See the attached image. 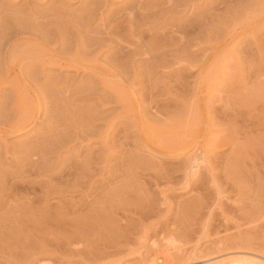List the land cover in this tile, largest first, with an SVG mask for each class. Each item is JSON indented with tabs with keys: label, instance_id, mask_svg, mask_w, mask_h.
I'll use <instances>...</instances> for the list:
<instances>
[{
	"label": "rangeland",
	"instance_id": "374dc122",
	"mask_svg": "<svg viewBox=\"0 0 264 264\" xmlns=\"http://www.w3.org/2000/svg\"><path fill=\"white\" fill-rule=\"evenodd\" d=\"M134 1L0 0V117L3 116L4 112L6 115H4L6 117V120H4L12 122L15 120L14 117L16 115L14 116V114H16L17 110L14 104L18 99L14 96L15 94L13 91L11 92V87L5 83L11 79V76L10 78L8 75L4 76L6 74V67L12 69V72H20L27 89L33 93L32 95H34V99L37 101L36 104H39L37 105L40 109L37 123L29 131L22 135L13 134L6 138L4 144L0 143V157L2 158V160L0 158V173L12 175L15 181H24L25 178H37V180L42 181L58 173L60 170L59 168L62 166L64 168L65 165L76 164L75 166L79 165L80 167L88 161V163H86L88 167L83 170L78 169V173L74 172L72 169V171H65L63 174V183H72V181H76L75 178L77 180L85 178L83 181L87 184L92 178L94 179L93 182H97V184L94 183V187L97 188L99 186L98 189L94 188V190L89 193L86 191L87 194L84 196L80 194H64L63 192L57 195L59 191L51 192L48 203L50 205L52 204V208L49 209V211L47 210V214L46 212L41 213L44 217H39L41 216H38V214H40L39 212L37 215L34 214L35 216L32 215L33 213L27 214L28 211L25 210H28L26 204L29 201L31 207L33 206L36 207L34 209H37L38 206L34 205H46V203H44L45 198L41 195H39V198L36 196L39 193L38 189H30V187L27 185L25 186V184H19L17 186V192L20 195L24 194L23 203L24 201L27 203L20 207L22 209H19V213H16L18 212L16 209L8 211L11 213L0 211V214H3L2 216L0 215V217H3L0 218V264H80L81 262H87V260L89 263L92 260V262H94L96 258L97 260L103 259L104 263L114 258H125L137 250H140L142 255L146 254L145 256L148 257L149 255L147 254L151 252L150 255H152L154 250L156 251L157 248L162 249L161 247L163 246L178 247L181 250L189 252L194 248H192L194 245L199 250L209 247L215 248V245L221 241L224 243L222 248H231L232 250L230 251L232 252L241 253L243 251L245 253V250H248L246 245L244 246V244H240L241 242H236L239 240L235 239H239L240 237H236L237 229L235 225L232 223L231 225L229 224V231H224L223 221L217 211L215 212L216 215H214L213 223L209 229L208 236L210 235V237L204 239L201 237V230L197 228L199 227V222L203 220L202 218L207 216L208 209H203L205 210L201 211V216L204 214L203 217L199 219L200 221H195L197 225H194V221H191L193 223L192 225V223L188 221V218L191 215L189 213L193 211L195 208L193 206L195 205L191 202L197 199L198 194L191 195V191L184 192L180 190V183H182L181 181L184 178V164L189 160L191 152L179 157H163L148 149V147L145 146L146 144L141 140V135H150L151 126L155 125L154 123L160 124L169 118L167 112L170 114L169 111H172L171 113L174 114L184 109L182 104L177 106L174 105L176 104L175 98L172 100L169 98L168 100L166 99L167 96H162L161 91H164L165 84L171 86V88H173L172 85L174 84V88L177 89L176 87L178 86L175 85L177 84V80L181 79L182 81L180 80L181 83L178 82V85L180 86V84H183L181 85L183 89H181V86L180 90L178 88L176 94L180 95L177 98L183 99L188 97L190 93H192L191 90L195 86V81H197L195 79L199 72L198 69L189 72L188 67L194 64L198 65L199 62H210L214 60L216 56L212 54V47L220 46L217 48L219 50L223 48L222 50L224 52L222 51L219 54L218 59L219 62L227 63L229 67H231L230 65L233 63L234 66L230 69L235 68V65L240 63V65L242 64L241 67L244 66L241 68L244 70H242L243 74L248 72L249 69L246 68L248 66L260 68L262 74L264 73V29L262 28L261 30L259 26L261 20L264 25V20L263 18L260 19L261 17L259 14L260 9H264V0H162V3L161 0H159L161 5L158 4V0H149L150 2L146 0L145 4L153 1L152 3H155L158 7L156 6L155 9V4L147 5L150 6V8L148 7L149 9H154L152 11L149 10V13L146 10H136V20H134V23H136V21L138 22L136 25L132 22L131 25L127 23L124 26L122 25L123 27L120 26L121 32L124 33H121L120 30L119 32L118 30L110 31L114 22L116 24L119 20L129 17L128 13L137 7V5H135L137 1H135L136 3ZM87 2L88 4H86ZM92 2L93 4H91V7L93 6L92 8H94V11L91 7H88ZM151 5L153 6L152 8ZM92 12L94 13V16L92 14L93 18L91 16ZM84 13L87 14V17ZM140 14L142 16H140ZM85 18L88 22H86ZM88 18H90V21ZM115 19L119 20L115 21ZM195 20H200L198 25H195ZM80 22L82 24H80ZM122 28H125L127 32L122 30ZM104 30L105 33H103ZM128 30L132 32H128ZM171 31H175V34ZM106 32H110L109 34L117 32L118 34H116L118 36L125 37V41L128 39L127 41L129 44L125 43L122 45L123 47L117 45V41L115 42L114 38H112L114 40L110 38L113 35L108 34L107 36ZM161 32L162 34H167L166 36L168 37L173 36L174 40L175 38L179 39V42L180 39L183 38V41H181L184 45L181 44V51L179 50L180 53L178 52V55L175 57L172 56L177 53H172L173 55H171L169 54L170 52L168 53L166 51L168 55L163 51V53L160 54L161 56H159L161 58L157 56L156 59L159 58L158 61L161 59V62L164 64L159 61V64L156 63L153 66H157L150 70L149 67L147 69V67L142 64L141 60L143 56L141 53H139L140 55H136L132 49L136 44L141 43L143 46V44H145L144 41L148 40V38L150 39L153 35L158 37ZM1 33L4 34L2 35ZM129 33L133 35H131L132 39L131 37L126 39V37L130 35ZM93 39L95 42H93ZM81 45L84 50H86L85 48H87V50L82 51L83 48H81ZM118 48H121V50ZM42 50L46 52L44 51V53ZM75 50L79 53L80 57L90 58L97 54V60L99 59L98 63H101L100 65L104 66L105 71L112 76V78H109L113 79L114 77L116 81H113L116 82V85L120 84V89L124 90L125 88L126 90L124 91H127L128 94L129 92L132 93L128 95L131 96L129 97V105L134 108L138 107L141 111L144 123L140 130L143 133L137 132V130L133 128V124L130 123L132 120V118L131 120L129 119L131 117V110L122 109L123 105L120 102L118 103L116 95L112 93V91H107L108 88L103 87L100 83L101 86L98 80H96V76L93 78L90 73L66 71L47 64H42L48 58L50 51L57 56L58 54L59 56H64ZM64 51L68 53H64ZM94 51L96 53H94ZM157 51L155 52L158 53L159 51ZM84 52L89 53L86 55ZM176 57L177 59H175ZM177 60H181V62L184 63L182 64ZM235 61L237 62L235 63ZM3 62L4 64L2 65ZM250 63L252 65H249ZM183 65H186L185 67L187 69H185ZM142 68H146L147 70H143ZM148 70L152 73L146 72ZM233 70L230 72L235 74V70ZM142 73H145L146 76ZM148 73L149 75L152 74V77H148ZM148 78L151 79L148 80ZM149 82L152 83V85ZM4 83L7 85L6 87H3ZM154 84L156 85L154 87H156L158 91L161 90L159 92L160 94H152L153 91L151 92V88H154L152 87ZM249 85L248 83L247 87ZM168 86L166 88H168ZM128 89L132 91H128ZM148 89L151 90L148 91ZM173 89L171 94L175 96L176 94H174V91L176 90ZM9 92L13 94L11 95ZM6 101L9 105L6 104ZM11 101L13 102L10 103ZM215 102V100L212 101L213 104ZM32 105L33 104H31V108H34ZM13 108L16 109L14 110ZM152 113L157 117L155 118ZM177 113L179 114L180 112ZM2 118H0L1 124L4 122ZM252 122L254 123V121ZM38 136L40 137L39 139ZM262 138L264 140V135ZM58 140L60 141L57 142ZM101 140H103V146H101ZM55 142H57L59 146H57L58 144L56 145ZM31 145L33 150L35 148V152L37 150V152L41 153V157L36 156L34 158L28 155L29 151L26 149ZM49 147H52V149H48ZM226 154L227 151H224L217 154V156L218 158H223ZM101 158L103 159V165L101 164L102 162H100V160L102 161ZM28 161L35 162L36 166L32 169L29 168ZM210 161H212V163L215 162L213 159ZM67 162H69V164ZM245 164V170L249 171L251 164L248 161H245ZM102 167L103 171L101 169ZM162 169L167 170L169 174H171V179L168 184L175 190V192L169 196L173 205V211L170 217L168 215V220L170 219L171 222L172 220L173 222L176 220V222H174V224L170 221L169 223L167 222V227L163 225L158 226L156 224L158 217L161 216L162 208L160 207V195L158 188L155 187L154 177L155 174ZM245 170H243V173H245ZM89 171H91V174H88ZM203 172L204 171L201 169L200 177L202 178L205 177V172ZM249 173L252 174L253 172L250 171ZM63 175L61 178H63ZM100 175H103V178H99ZM218 175L220 176L219 182L222 188L229 196V201L225 200V198L221 199L227 213L230 215L233 212V215L231 214L230 216H233V221L241 224V233L248 229L252 232L257 231L260 233L261 236L253 241V244L255 246H258V244L264 246L262 242L264 241V217L260 220L261 222H254L255 224H248V222L244 220V216L252 212V208L255 205L254 200L256 199L255 195H257L255 185L250 183V185H245V188L240 189L243 193L240 200L244 208L242 209L243 211H239L235 209V207L233 208V206H230L233 205L232 202L238 197L236 189L232 187L230 182H225L223 180V175L220 171H218ZM60 181L62 182V179L58 182ZM61 182V186H64ZM86 184H83L84 186L82 185L83 191L88 189V185ZM100 185H102V187H100ZM162 186V184H159L158 187L161 188ZM1 191L2 188L0 189V194ZM99 192H101V195ZM209 192L211 198H208L209 201L207 200V202L210 206V204L213 203L211 199H214V195L212 191ZM52 193H54V196ZM26 197L30 199L27 200L28 198ZM31 197H33V199ZM92 197L93 199H91ZM64 200L66 202H64ZM85 201L88 202V204ZM58 202H60V205H64L68 208L67 211L69 212H67V215H64L65 217L63 216L65 220L60 213L58 215L59 209L57 210L58 207L56 204ZM89 205L91 208H89ZM178 207H180V209ZM177 208L184 212L183 215L181 211L177 214ZM29 212L31 211L29 210ZM158 212H160V214ZM55 213H57L56 217H54ZM68 213L70 215H68ZM45 214L47 216H45ZM49 214L50 217L48 216ZM180 216H182V218ZM184 216L187 217L188 220H186ZM33 217H35V219ZM57 218H59L60 222ZM159 220L163 221L162 219ZM191 220H193V218ZM139 222L141 223L139 224ZM181 222L184 223L182 224ZM154 224L155 226L157 225L156 228ZM164 227L168 230L164 229ZM187 227H189V229ZM162 228L166 232L163 231V233L161 231L163 230ZM254 228L259 229L255 230ZM165 233L167 235H164ZM48 234L51 235L48 236ZM241 235L243 236L242 238L247 237L244 233ZM162 236L164 237L162 238ZM219 239L221 241H219ZM119 246L122 249H120ZM98 251H100V254L102 253L101 256L103 257L99 256L100 254L97 253ZM76 252L79 254H76ZM225 252H228V250ZM83 259L84 261H81ZM213 262L214 261L207 264ZM191 263L206 264L198 263V261L188 263L180 262L178 264Z\"/></svg>",
	"mask_w": 264,
	"mask_h": 264
},
{
	"label": "bare ground",
	"instance_id": "6f19581e",
	"mask_svg": "<svg viewBox=\"0 0 264 264\" xmlns=\"http://www.w3.org/2000/svg\"><path fill=\"white\" fill-rule=\"evenodd\" d=\"M104 1H106V0H104ZM135 1H137V4H135V5H137V7L134 8L132 11L129 10V11H131V12L128 13L129 17L127 15L128 18L127 19H121L122 21L119 20L120 18L119 19H115V21L119 20V22H116V24H115V22L114 23L112 22L113 26L111 24L112 28L110 27L111 28L110 31L118 30V32H119L120 28L123 27L125 24L129 23L131 25L132 22L134 23L135 22L134 20H136V17H135L136 16V13H135L136 10H138V11L139 10H146L148 13H149V10L150 11L154 10V9H152V10L149 9L150 6H147V5H150V4H155V3H152L153 1L151 3H148V2H150L148 0V2H147L148 4H145L146 0H135ZM161 3H162V0H161ZM86 4H88V2ZM91 4H93V2L90 3V6H88V5H86V6H88L90 8ZM158 4H160L159 0H158ZM156 6L157 5L155 4V9H156ZM152 7L153 6L151 5V8ZM224 8H225V6H224ZM92 9L94 11V8H92ZM261 9H260L261 13L259 12L260 17H261L260 19L263 18V20H264V9L263 10H261ZM87 11H88V8H87ZM91 11H89V12H91ZM146 11H145V13H146ZM225 12H224V14H225ZM169 13H170V11H169ZM84 14L87 17V14L86 13H84ZM92 14L94 16L93 12L91 13V16H92ZM93 16H92V18H93ZM140 16H142V15L140 14ZM122 18H124V17H122ZM88 19L90 21V18H88ZM85 20H86V18H85ZM199 21L195 20V25H198ZM86 22H88V21L86 20ZM137 22L138 21H136V23ZM262 22H263L262 20H261V23L259 22V26H260L261 30H262V28L264 29V25L262 24ZM136 23H134V24L136 25ZM80 24H82V23L80 22ZM188 25H190V24H188ZM80 26H82V25H80ZM186 26H187V24H186ZM129 28H130V26H129ZM200 28H201V26H200ZM195 29H196V27H195ZM105 30H104L103 33H105ZM122 30L127 32V30L125 28H122ZM106 31H108V30H106ZM120 32H121V30H120ZM128 32H132V31L128 30ZM171 32H173V31H171ZM109 33L110 32H108L106 35L108 36ZM116 33L112 32V34H109V35H113L110 38L111 39L114 38L115 40L114 39H112V40H114L115 42L117 41L116 42L117 45H121L122 46L125 43L129 44L128 41H127L128 40L127 38L128 37L130 38L132 34H130V33H129L130 35L127 34L129 36L126 35L127 36L126 37L127 40L125 41L124 40L125 37L123 38L121 36H118L117 35L118 33L117 34ZM121 33H124V32H121ZM164 33H165V31H164ZM133 34H134V32H133ZM173 34H175V31L173 32ZM195 34H197V33H195ZM166 35L162 34V32H161V34L158 35V37H155V35H153L154 37L150 36L151 38L150 39L148 38V40H146L147 42L144 41L145 44H143V46L140 43V44L134 45L133 49L131 48L132 51L134 52V54L137 55V54L141 53V55L143 56V59L141 60L142 64L145 65L147 67V69H148V67L150 68V70H151V68L153 69V67L157 66V65L156 66H153V65H155L159 61H160V63H163V62H161V59L158 61V59L161 58L159 56H161L160 54L163 53V51L164 52L167 51L168 53L170 52L169 54H171V55H173L174 53H177L176 55H173L172 57H175V56L178 55V52L180 50L183 38L180 39V42H179V39L175 38V40H174L173 36L172 37H170V36L168 37ZM25 36H27V35H25ZM131 39H132V37H131ZM101 40H102V38H101ZM176 40H178V41H176ZM105 41H106V39H105ZM136 41H134V42H136ZM93 42H95L94 39H93ZM97 42H99V41H97ZM137 42H139V41H137ZM82 45H81V48H83ZM182 45H184V44H182ZM94 46H95V44H94ZM121 46H118V47H121ZM129 46H128V48H129ZM219 47L218 46L212 47V54H215V56H216L214 60H211L210 62L209 61H203V62H199L198 65L194 64V65H191L189 67L187 66L189 72H192V70H194V69H198L199 70L198 75H197V77L195 79V80H197V81H195V86L191 90L192 93H190V95L188 97L183 98V99H181V98L178 99L177 98L180 95V94H178V95L176 94L177 91H178V88L180 90V86L183 85V84H180V86L178 85V82H180L181 79L177 80V84L175 83L176 84L175 86H178V87H176L177 89L174 88V84L172 85V87L176 90V91H174L175 92L174 94H176L177 96L176 95L172 96L173 94H171V92H173L172 91L173 88H171V86H168L167 84L164 85L165 88L167 86H168V88H166V89L164 88V91L160 90L162 96H164V97L167 96L166 99H168V100H169V98L171 100L175 98L176 104H174V105L177 106V105L182 104L184 109H182L183 111L182 110L181 111H177V112H180L179 114L177 112L172 114L171 113L172 111H169L170 114H168V112H167V116L169 118L164 120L163 123H160V124L154 123L155 125L151 126V134L150 135L143 134L144 136L141 135L142 136L141 140L143 141V143L146 144L145 146H147L148 149H150L151 151L157 153L158 155H161V156L167 157V158L179 157L181 155H184L186 153L191 152V155L189 156L190 157L189 160L187 158L188 161L186 160L187 162L186 161H185L186 163L184 162L185 163L184 164V169H183L184 170V178L181 181L182 183H180L181 184L180 185V190H182L184 192L191 191L190 192L191 195L192 194H195V195L198 194V197H197L196 200H192V202H191V203H193V205H195V206H193V205H191V206H193L195 208L194 209L192 208L193 211L191 213H189V214H191L190 217H189V214L187 213L188 217H189L188 218L189 220L187 219V217H185V216L184 217L186 218V220H188L190 222L194 221L193 222L194 225H197L196 222L199 219H201L203 217V215H204L203 214L201 216V211L203 209H205V208L208 209L207 216L206 217L204 216L205 218H202L203 220H201V222H199V224H198L199 227L195 226V227H198L197 229L201 230L200 231V235L202 234L201 237H203V239H204V238L210 237V235L208 236L209 229L211 228V225L213 223L212 221L214 219V215H216L215 212L217 211L219 216H220V218L223 221V229H224V231L225 232L229 231L228 230L229 229L228 228L229 224L231 225V223H232L233 225H235V228L237 229V233H236L237 236L236 235L235 236L236 237H238V236L240 237V238L238 237L239 239H235V240H239V241H236V242H238V243L241 242L240 244H244V246L246 245L248 247V250H245L246 251L245 253L243 251H242L243 253L242 252L241 253H237V252H234V251H233L234 252L233 253L232 251H230V250H232L231 248L230 249L222 248L224 243H222V241L219 239V241H221V242H218L217 245H215V248L213 246H211L213 248H210L208 246L209 248H205V249L199 250L194 245V246H192V248L193 247L194 248L191 249L189 252H187V251L179 249L178 247H173V246L172 247L171 246L164 247L163 246V247H161L162 249H160V248L158 249L157 248L156 251L154 250L155 252L153 251L152 255H150L151 252L149 254H147V255H149L148 257L145 256L146 254L142 255V252L140 250H137V251L131 253V255L129 254L125 258H120V257H119L120 259L114 258V259H112V260H110L108 262H104V263H103V259H100V260H102V261H100V260H97V258H96V260L94 259L95 260L94 262H92L93 260L91 261L92 263L91 262L89 263L88 260H87V262H81L80 264H178L180 262L188 263V262H192V261H195V262L198 261V263H206V264L209 263V262H212V261H214V262L210 263V264H264V246L262 244H258V246L256 245L257 246L256 247L253 244L254 243L253 241L257 240V238L259 236H261V234L258 233L257 231H253L252 232L249 229L248 230L250 232L248 230H246L245 232L241 233V230H240L241 224L236 222V221H233V218H232L233 216H230L233 212L229 215V213H227V211H226L225 206L223 205L224 204L223 201L221 202L222 198H225V200L229 201V196H228V194L225 193V190L222 188L221 183L219 182V177L220 176L218 175V171H220L222 173V175H223L222 176L223 180L225 182H230L232 187H234L236 189V191H237L236 193H238L237 194L238 197L232 202L233 205H230V206H233V208L235 207V209H238L239 211H243L242 209L244 208L242 206L243 204H241V200H240V198H241V196L243 194L240 189L245 188V185H250V183H253L255 185L256 188L255 187L254 188H255V191L257 192V195H255L256 199L254 200L255 201V203H254L255 205L252 208V212H250L249 214L244 216V220L246 222H248V224L249 223L255 224L256 222L258 223V221L261 222L260 220H262L263 217H264V204H263V202H264V162H263V160H264V149H263L264 140L262 138L263 135H264V73L262 74V71H261L260 68H259L260 69L259 70L257 67L254 68L252 66H248V67H246V68L249 69V70L247 69L248 72L246 74H243V72H242L243 69H241V68L244 67V66L241 67L242 64L240 65V63H237L235 65V68H233L235 71L233 69H230V68H232L234 66L233 63L230 65L231 67H229L227 63L219 62L218 56L223 51L222 50L223 48L221 50L217 49ZM85 49L87 50V48H85ZM118 49L121 50V48H118ZM79 50H81V49H79ZM83 50H84V48L82 49V51ZM86 50H84V51H86ZM42 51L44 52L45 50H42ZM155 51H157L158 53H156ZM65 52L66 51H64V53ZM167 52H166V54H168ZM66 53H68V52H66ZM85 53L86 52H84V54ZM87 53H89V52H87ZM87 53H86V55H87ZM90 53H93V52H90ZM94 53H96V52L94 51ZM126 54H128V53H126ZM96 55H94L95 57L93 56V57H90V58H88V57H80L79 53L75 50L74 52L68 53L67 55L59 56V54H58V56H57V55L53 54L50 51V53L48 55V58L42 64L43 65L47 64L49 66L57 67L59 69H63V70H66V71L90 73V74H92L93 78H94V76H96V78H97L96 80H98L99 84L101 83L103 85V87H106V88L110 89V90L107 89V91H110V92L112 91V93H114L116 95V99H117L118 103L120 102L123 105L122 109L131 110L130 111L131 117L129 119L131 120V118H132V120L130 121V123L133 124V128H135V130H137V132L143 133L140 130L141 126H143V123H144V118L142 116V113L138 109V107L134 108L133 106L129 105V102H130L129 97H131V96H128V95L132 94V93L129 92V94H128L127 91H124V90H126L125 88H124V90L120 89V84H117V85L115 84L116 82H114V81H116V80L114 79V77H113V79H110V78H112V76L105 71L104 66L100 65L101 63L100 64L98 63L99 59L97 60ZM90 56H92V55H90ZM157 56L159 57L158 59H156ZM175 59H177V57ZM177 61L181 62V60L180 61L177 60ZM5 62H6V60H5ZM236 62L237 61H235V63ZM181 63L183 64L184 62H181ZM3 64H4V62L2 63V65ZM37 65H38V63H37ZM188 65H190V64H188ZM249 65H252V64L250 63ZM33 66H35V65H33ZM145 66H142V67H145ZM185 66H184V68L187 69ZM39 67H42V66H39ZM139 67H141V66H139ZM258 67H260V66H258ZM2 68H3V66H2ZM147 69L145 68L143 70H147ZM5 70H6L5 71L6 74L4 76L8 75L9 78L11 76V79L9 81L5 82V83L8 86L11 87V92L13 91V93L15 94L14 96L18 100H17V102L15 104L13 103L15 105V107L17 108L16 114H14V116L16 115L15 116L16 118L14 117V119H15L14 121H12V122L11 121L8 122V120L5 121L6 120V117H5L6 115L4 114V112H3V116H2L3 118L0 117L3 120L5 119L4 122H2V124L0 123L1 124V126H0V143H3V144L6 141L7 137H9V136H11L13 134L22 135V134L26 133L27 131H29L37 123V120L39 118V110H40L39 106H38L39 104L38 103H37L38 105L36 104L37 101L34 99V95H32L33 93L27 89V87H26V85H25V83H24V81L22 79L23 76L21 77L20 72L19 71L18 72H12V69H10L9 67H6ZM150 70H148L146 72H150ZM188 70H187V72H188ZM231 70H233L235 74L231 73L230 72ZM150 73H152V72H150ZM142 74H144L146 76L145 73H142ZM148 75H149V73L147 74V76ZM151 75L152 74H150L148 77H152ZM185 75H186V73H185ZM150 79L148 78V80H150ZM5 83H4L3 87L7 86V85H5ZM248 83L250 85L247 87ZM150 84L152 85V83H150ZM118 85H119V87H118ZM154 86H156V85L154 84L152 87H154ZM150 88H151V86H150ZM131 89H132V87H131ZM131 89H128V91L131 90ZM151 89H148V91L151 90V92L152 91L155 92V93L152 92V94H160L159 93L160 91H158L156 87L151 88ZM181 89H183L182 86H181ZM157 91H158V93H157ZM13 98H11V99H13ZM213 100L216 101L214 104L212 103ZM12 102L13 101H11L10 103H12ZM6 104H8V102ZM6 104H5V106H6ZM31 104H33L32 106H34V108H31ZM126 110H125V112H126ZM49 111H50V109H49ZM123 113H124V110H123ZM156 113H157V111H156ZM152 115H153V113H152ZM153 116H155V115H153ZM156 117L157 116H155V118ZM127 121H128V118H127ZM158 121H160V120H158ZM252 121H254V123ZM132 124H130V125H132ZM38 135H39V133H38ZM39 138L40 137L38 136V139ZM54 139H56V138H54ZM59 141L60 140H58L57 142H59ZM63 141H64V139H63ZM57 142H55L56 145L58 144ZM101 143H102L101 146H103V140H101ZM57 146H59V144ZM27 148L28 149H26V150L29 151L28 155L30 157L31 156H33L34 158L36 156L37 157L38 156L41 157V153L37 152V150L35 152V148L33 150L32 145L28 146ZM48 149H52V147L51 148L49 147ZM224 151H227V154L223 158H218L217 154H219L221 152H224ZM42 156H43V154H42ZM85 159H86V157H85ZM211 159L215 160V162L212 163V161H210ZM1 160H2V158H1ZM75 161H77V160H75ZM245 161H248L251 164V168H250L249 171L245 170L246 169ZM28 162H29L28 166L31 169L34 166H36L35 162H32V161H28ZM100 162H102L101 164L103 165V159H102V161L100 160ZM67 163L69 164V162H67ZM86 163H88V161H86ZM86 163L85 164L83 163L84 165H82L80 167H79V165H77L78 167L75 166L76 164L75 165L74 164L73 165L69 164L67 166L65 165L64 168L62 166L61 168H59L60 170H59L58 173H55V175L51 176L50 178L48 177L47 180H42V181L41 180H37V178L36 179H31V178L30 179H26L25 177H24L25 178L24 181L23 180H16L15 181L12 175H9V174L6 175V173H4V174L0 173L1 174L0 175V187L2 188V191H1V194H0V211L6 213V212L10 211L11 209L12 210L16 209V211H18L16 213H19V209H22L20 207L23 204L27 203L26 201H24V203H23V199L25 197L24 194L20 195L17 192V186L19 184H25V186L27 185L28 187H30V189H34V188L38 189L39 193L36 196H38V198H39L40 197L39 195H41L42 197L45 198L44 199L45 200L44 203H46V205H42V206L34 205V206H38L37 209H34L36 207H33V206L31 207V203L29 204V201H28V203L26 204L28 210L23 208L26 211H28L27 214L28 213H33L32 215H34V214L37 215L38 212H39L40 214H38V216L41 215L39 217H44V216H42L43 214H41V213L42 212H44V213L46 212V214H47L49 209L52 208V206H51L52 204L50 205L48 203L49 202L48 198H49V195H51L50 193L53 192V191H55V192L59 191V193L57 195H60V192H63L64 194L68 193V194H71V195L72 194H80L82 196L86 195L87 192L89 193V192L94 190V188H95L94 187V183L97 184V182H95V181L93 182L94 179L91 178V181H89L87 184L84 183L85 181H83L85 178H80L78 180L75 178L76 181H74V182L72 181V183H68V184H66L67 183L66 182L65 183L66 185L63 183V179H64V175L63 174H64L65 171H69V170L72 169L74 172L78 173V169L83 170L84 168L88 167V164H86ZM101 169L103 171V167ZM201 169L205 172V177L204 178L200 177V170ZM86 170H88V169H86ZM243 170H245V173H243ZM22 171H24V170H22ZM250 171H252L253 173L250 174L249 173ZM90 172L91 171H89L88 174H91ZM154 172H153V174H154ZM235 172H237V173H235ZM62 175H63V178H61ZM81 177H83V176H81ZM99 178H103V175H100ZM154 178H155V180L154 179L153 180H154V183H155V187L158 188V190H159V195H160V200L159 201H160V207L162 208L161 214H160V212H158L161 216H159L160 218L158 217V220H157L156 224L158 226L159 225L160 226L163 225V226L167 227L168 226L167 224L170 221V219L168 220V215L170 217L171 212L173 211L172 210L173 205H172V202L169 199V196L173 192H175V190L168 184L170 179H171V174H169V172L167 170L162 169V170H159L155 174ZM60 179H62V182L61 181L60 182L62 184H64V186H61L60 182H58ZM83 184L88 185V189H86L85 191L82 190V187L84 186ZM159 184H162L163 186L161 188H159L158 187ZM98 187L95 188V189H98ZM100 187H102V185H100ZM207 190L212 191L213 195H214V199H211V200H213L212 201L213 203H211L210 206L208 205L207 200H208V198L210 199L211 197L209 195L210 192L207 191ZM20 191H22V190H20ZM36 192H38V191H36ZM100 193L101 192H99V194ZM52 194L54 196V193H52ZM96 194H97V191H96ZM114 194H116V193H114ZM117 195H118V193H117ZM96 196H94V197H96ZM111 196H112V194H111ZM113 196H115V195H113ZM42 197H41V199H42ZM26 198H28L27 200L30 199L29 197H26ZM31 198L33 199V197H31ZM41 199H40V201H41ZM91 199H93V197ZM97 200H99V199H97ZM64 202H66V201L64 200ZM59 203L60 202L56 203L57 207H58L57 210L59 209L58 210V215L60 213V215H62V217H63L64 215H67V212H69V211H67L68 210L67 207H65L64 205H60ZM86 203L88 204V202H86ZM95 204H96V202H95ZM89 208H91L90 205H89ZM178 208L180 209V207H178ZM178 208H177V214H178L179 211H181V210H178ZM53 209H54V207H53ZM143 209H145V208H143ZM29 210L31 212H29ZM203 211H205V210H203ZM228 212H230V211H228ZM8 213H11V212H8ZM49 213H51V212H49ZM183 213L184 212H182V215H183ZM46 214H45V216H47ZM56 214L57 213L54 214L55 215L54 217H56ZM155 214H156V212H155ZM0 215L2 216L3 214H0ZM68 215H70V214L68 213ZM179 215H180V213H179ZM48 216L50 217V214ZM191 216H192L193 220H191L192 219ZM30 217H31V215H30ZM180 217L182 218V216H180ZM0 218H3V217H0ZM33 218L35 219V217H33ZM176 218H173V219H176ZM37 219H39V218H37ZM159 219H162L163 221H160ZM57 220L59 221V218H57ZM64 220H65V218H64ZM244 220H242V221H244ZM180 221H181V219H180ZM182 221H185V220H182ZM174 222H176V220ZM174 222L172 220L171 223L174 224ZM40 223H42V222H40ZM140 223L141 222H139V224ZM193 223H192V225H193ZM154 226H155V224H154ZM156 226H155V228H156ZM171 226H173V225H171ZM165 227H164V229H167ZM125 228H126V226H125ZM187 228L189 229V227H187ZM259 228H257V229L254 228V229L258 230ZM164 229L161 230V231L162 232L163 231L166 232ZM191 229H190V231H191ZM245 229H247V228H245ZM250 229H251V227H250ZM262 231H263V229H262ZM243 233L246 234L245 235V236H247L246 238H242L243 236L241 234H243ZM49 235H51V234H48V236ZM164 235H167V234L165 233ZM163 237L164 236H162V238ZM228 237H230V236H228ZM198 239H200V238H198ZM230 240H232V239H230ZM199 241H198V243H199ZM262 242L264 244V241H262ZM121 243H122V241H121ZM142 243H143V241H142ZM200 244H198V245H200ZM157 245H159V244H157ZM145 246H146V244H145ZM152 246H153V244H152ZM184 246H186V245H184ZM249 246H250V248H249ZM119 248H120V246H119ZM120 249H122V248H120ZM227 250H228V252H225ZM76 251H78V250H76ZM99 252L100 251H98L97 253H99ZM145 252H146V250H145ZM77 253L78 252H76V254ZM88 253H89V251H88ZM90 254H92V253H90ZM101 254L99 256L103 257V256H101ZM81 261H84V259L81 260ZM75 262H78V261H75Z\"/></svg>",
	"mask_w": 264,
	"mask_h": 264
}]
</instances>
